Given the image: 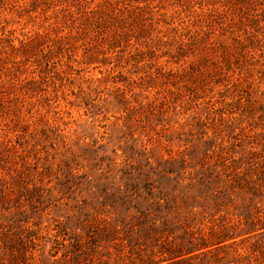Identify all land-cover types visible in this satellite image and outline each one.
I'll return each instance as SVG.
<instances>
[{
    "label": "rangeland",
    "instance_id": "obj_1",
    "mask_svg": "<svg viewBox=\"0 0 264 264\" xmlns=\"http://www.w3.org/2000/svg\"><path fill=\"white\" fill-rule=\"evenodd\" d=\"M18 1L0 264H264V0Z\"/></svg>",
    "mask_w": 264,
    "mask_h": 264
},
{
    "label": "trees",
    "instance_id": "obj_2",
    "mask_svg": "<svg viewBox=\"0 0 264 264\" xmlns=\"http://www.w3.org/2000/svg\"><path fill=\"white\" fill-rule=\"evenodd\" d=\"M34 3H36L34 1ZM8 4H11V7H21V10H26L29 12L30 10L26 5L21 4L18 0L16 1H10V0H0V10H6ZM18 8V7H17ZM95 10H87L85 9L84 13L86 15L94 14ZM6 26L0 27V32L2 31V35H0V42H3L4 40H8L12 42L15 38L18 39L21 43L22 46H32V45H37L40 46L43 44L45 40H52L56 42H62L63 38L58 37V36H53V34L57 33L58 30L61 28L60 25H54L53 23H49V25L46 27V29L43 32L36 31L31 33L30 31H26L25 27L20 28V35L22 37L18 36L16 33L18 32L17 28H10L9 30H5ZM10 47L12 48L13 51L17 52L20 50L21 47L16 46L15 44H10ZM14 56L13 58H15ZM12 58V59H13ZM15 61V59H13ZM37 63L38 67L41 69L42 73V62L40 60H35Z\"/></svg>",
    "mask_w": 264,
    "mask_h": 264
}]
</instances>
